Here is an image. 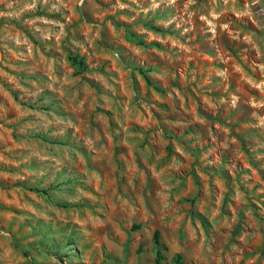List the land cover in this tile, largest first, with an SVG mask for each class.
<instances>
[{"label":"rangeland","instance_id":"rangeland-1","mask_svg":"<svg viewBox=\"0 0 264 264\" xmlns=\"http://www.w3.org/2000/svg\"><path fill=\"white\" fill-rule=\"evenodd\" d=\"M264 264V0H0V264Z\"/></svg>","mask_w":264,"mask_h":264},{"label":"trees","instance_id":"trees-1","mask_svg":"<svg viewBox=\"0 0 264 264\" xmlns=\"http://www.w3.org/2000/svg\"><path fill=\"white\" fill-rule=\"evenodd\" d=\"M155 244L157 246V260H156V262H157V264H160L161 261L163 260L162 251H164L165 248L160 241V234L158 232L155 234ZM176 262H177V264H181V257L180 256L176 257Z\"/></svg>","mask_w":264,"mask_h":264}]
</instances>
